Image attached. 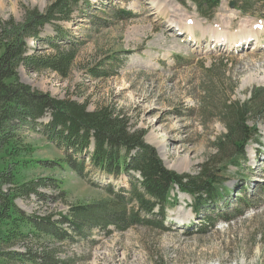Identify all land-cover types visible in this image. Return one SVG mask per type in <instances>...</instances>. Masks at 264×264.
<instances>
[{
    "label": "rangeland",
    "instance_id": "rangeland-1",
    "mask_svg": "<svg viewBox=\"0 0 264 264\" xmlns=\"http://www.w3.org/2000/svg\"><path fill=\"white\" fill-rule=\"evenodd\" d=\"M51 2L0 0L1 39L10 26L25 23L28 11L45 13ZM156 2L158 7L150 0H85L69 22L47 26L42 43L29 42V56L54 54L50 41L74 51L68 78L21 67L20 81L57 99L71 97L89 111L109 108L126 117L134 129L146 131L145 143L168 170L194 177L209 166L226 201L196 216L192 197L177 190L171 198L178 204L164 223L152 218L163 228L137 225L120 231L89 224L78 231L64 221L74 208L112 198L106 187L129 188L132 177L139 176L115 180L86 160L88 170L80 177L64 163L63 151L18 125L22 146L32 152L23 160L46 162L23 168L22 183L47 179L49 187L39 189L42 196L16 204L27 215L60 222V239L44 244L57 248L65 264H264V121L260 143L246 146L247 161L236 167L230 162L240 152L224 143L227 128L219 119L226 100L243 103L254 90L264 89V0H222L212 21L202 18L192 2L186 7L176 0ZM175 25L186 32H176ZM247 31L249 43L240 41ZM190 33L193 42L187 41ZM227 41L239 43L227 51ZM127 212H133L128 202Z\"/></svg>",
    "mask_w": 264,
    "mask_h": 264
},
{
    "label": "trees",
    "instance_id": "trees-1",
    "mask_svg": "<svg viewBox=\"0 0 264 264\" xmlns=\"http://www.w3.org/2000/svg\"><path fill=\"white\" fill-rule=\"evenodd\" d=\"M176 1L185 7L192 2L199 15L208 21L213 20L214 11L221 2ZM80 3L85 0H52L45 13L28 11L25 23L10 26L9 32L2 39L0 37L3 45L0 55V264H65V260L58 256L57 248L49 249L44 244L47 239H60L57 233L60 222L27 215L16 204L18 199L42 196L39 189L49 187L47 179L22 183L23 168L46 162L23 160L32 152L22 146L15 131L18 125L29 127L30 131L42 135L63 151L64 163L80 177L88 170L86 160L90 167L115 180L129 173L139 176L140 180L132 177L129 188L106 187L104 191L108 198H112L97 205L74 208L69 216L72 220L65 217L64 221L78 231L89 224L104 228L118 226L120 231L137 225L163 228L152 218L160 217L164 223L169 210L178 204L177 197L171 198L177 190L192 197L191 209L196 216L207 213L212 206L225 200L217 176L209 166L202 167L194 177L168 170L157 151L145 143L146 131L134 129L126 117L109 108L89 111L86 105L73 101L71 97L57 99L20 81L18 71L21 67L36 74L51 71L68 78L75 61L74 51H62L49 40L50 46L55 48L54 54L29 56L32 51L29 42L36 41V46L42 43L41 34L45 28L54 26L55 22H69ZM96 71L93 76L98 78L100 73ZM219 119L227 128L224 143L240 152L237 160L230 162L238 167L240 162L247 161L245 147L260 143L264 89L254 90L251 98L243 103L226 100L225 114ZM54 185L63 187L62 182H54ZM127 202L133 208L130 214Z\"/></svg>",
    "mask_w": 264,
    "mask_h": 264
},
{
    "label": "bare ground",
    "instance_id": "bare-ground-1",
    "mask_svg": "<svg viewBox=\"0 0 264 264\" xmlns=\"http://www.w3.org/2000/svg\"><path fill=\"white\" fill-rule=\"evenodd\" d=\"M150 2H151V5L153 6V7H158V4H157V2H156V0H150ZM158 9V8H157ZM174 30L176 31V32H181V34H183V33H185L186 32V28L185 27H182V26H177V25H175L174 26ZM258 28V27H257ZM250 33V32H249ZM248 33V31L247 32H244V34H246V35H240V36H243V37H241L239 40L240 41H244V42H246V43H249V41L251 40V36L249 37V34ZM189 37H188V41H191V42H193L194 40H193V38H194V36H193V34H189L188 35ZM244 39V40H243ZM257 42V45H256V47H260V43H261V40L259 39L258 41H256ZM239 43V42H238ZM238 43H234V42H226L225 43V47L223 48L224 50H227V51H231V50H235V46H236V44H238ZM261 80V79H260ZM178 222H180V224H182V225H186V224H188V223H190V219H178L177 220Z\"/></svg>",
    "mask_w": 264,
    "mask_h": 264
},
{
    "label": "water",
    "instance_id": "water-1",
    "mask_svg": "<svg viewBox=\"0 0 264 264\" xmlns=\"http://www.w3.org/2000/svg\"><path fill=\"white\" fill-rule=\"evenodd\" d=\"M231 8H234V4L233 3H231Z\"/></svg>",
    "mask_w": 264,
    "mask_h": 264
}]
</instances>
